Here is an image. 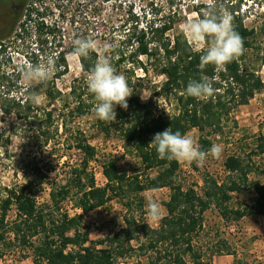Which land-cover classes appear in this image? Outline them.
<instances>
[{"label": "trees", "instance_id": "obj_1", "mask_svg": "<svg viewBox=\"0 0 264 264\" xmlns=\"http://www.w3.org/2000/svg\"><path fill=\"white\" fill-rule=\"evenodd\" d=\"M43 1L29 0L18 8L13 32L28 30L27 25L33 21V15L39 12L38 4ZM231 15L235 30L243 38L245 52L228 64L225 71H217L214 65L204 69L203 74L214 80L216 89L207 102L197 101L185 93L189 79H198L201 75L198 65L203 53L188 42L183 32H174V20L164 23L150 21L129 39L127 47L131 52L119 55L120 63L127 61L134 64V68L148 69L146 65L152 63L159 69L166 81L156 96H175L178 109L173 115L158 113L152 101L143 103L139 96L133 95L127 100V110L116 106L115 121L99 120L94 110L96 102L86 85L87 72L100 56L95 51L87 58L78 57L83 74L73 79L66 92L57 85V81L69 73L63 53L57 56L52 78L43 84L22 87L19 83L9 82L6 75L0 73V118L12 120L8 132L21 131L31 151L42 152L64 142L69 149L80 153V162L70 167L71 171L63 181H53L49 185V199L44 203H40L38 196L45 180L49 184L50 177L49 173L39 169L36 162L33 167L30 165L32 176L12 187L0 188V258L20 249L31 252L34 264H115L118 258H124L134 250L130 245L134 239H126V229L97 241H92L87 231L70 235L80 216H72L63 208L67 202L73 209L89 214L106 207L116 198L128 197L130 193L138 195L147 190L170 189L171 195L165 204L167 214L160 226L156 229L148 225L142 227V233L148 238V244L142 248L152 254L150 264H213L192 245L193 236L202 227L204 214L213 206L228 222L251 215L264 218V134L257 138L256 148L248 159L230 156L225 162L229 180L221 184L212 180L203 195L192 188L183 189L178 183L179 162L158 159L155 150L147 146L155 133L168 127L182 134L197 129L201 133L199 145L207 151L211 147L208 136L220 130L222 117L229 114L225 99L230 97L238 104H247L257 92L264 93V81L256 73L243 70L248 69L243 62L252 50L262 55L264 66V41L257 43V31L245 25L239 11L233 10ZM202 16L200 12L198 18ZM53 28L51 35L56 36L59 32ZM1 51L2 46L0 54ZM143 57L146 64L141 60ZM88 115L95 118L101 132L107 136L117 135L127 152L140 159L145 171L150 173L144 182L138 176L133 178L122 172L118 160L110 157L102 165L107 184L103 188L97 185L95 174L90 170L97 150L87 135L75 126L77 120ZM6 131L0 125L2 148L12 137L6 136ZM252 156L262 158V167L256 166ZM252 174L260 175L261 179L250 178ZM249 193L256 195L252 204L237 209L230 207L233 194ZM12 211L14 218L10 219ZM126 223L129 227L137 226L134 218L127 219Z\"/></svg>", "mask_w": 264, "mask_h": 264}, {"label": "rangeland", "instance_id": "obj_2", "mask_svg": "<svg viewBox=\"0 0 264 264\" xmlns=\"http://www.w3.org/2000/svg\"><path fill=\"white\" fill-rule=\"evenodd\" d=\"M29 0H0V73L6 75L9 82L19 83L22 87L28 85L23 79L22 68L40 63L51 56L57 62L59 53L65 54L69 73L57 81L63 91H68L73 79L82 76L79 59L73 55V41L77 38H92L101 46L115 45L107 55L118 73L126 76L129 86L133 88V95L140 97L143 103L152 101L156 112L167 115L177 113V101L174 95L158 98V93L166 81L152 63L148 69L134 68V64L127 61L120 63L121 53L129 54V39L134 33L147 26L150 21L164 23L174 20L175 33L184 32L185 24L198 19V14L206 8L205 0H44L38 4L39 12L33 15V21L28 24L25 32H13L17 10ZM230 13L239 11L249 29L258 33L257 43L264 41V0H218ZM67 3V4H66ZM41 13V14H40ZM43 23V25H42ZM56 28L59 33L51 35ZM50 28V29H49ZM13 29V30H12ZM18 33V34H16ZM173 36V33L170 34ZM186 36V35H185ZM187 38V37H186ZM196 50L202 45L191 44ZM100 53V52H99ZM101 55V53H100ZM144 64L146 60L141 59ZM243 65L256 73L264 81V66L262 55L258 51H250ZM36 83L32 82L31 84ZM30 85V84H29ZM223 92V91H222ZM144 97L143 99L141 97ZM41 101V99H39ZM227 111L222 117L221 128L208 136L213 144L223 146L219 159L208 157L203 166L180 163L178 183L183 189L192 188L199 195L211 185L214 180L221 184L229 180V173L225 169V162L230 156H240L248 159L256 148L257 138L264 134V93L257 92L250 97L247 104H238L236 100L225 99ZM10 119H1L0 125L6 128V136H12L6 147H0V188L12 187L32 176L30 165L36 162L43 173H49L50 182L45 180L40 203L49 199V185L54 181L61 183L71 171L70 167L80 162V153L71 150L61 142L48 147L44 151L33 150L27 146V140L22 132H8ZM58 125L60 122L58 121ZM79 127L97 150V156L90 164V170L95 174L97 185L105 187L107 180L102 172L103 163L110 157L116 158L122 172L130 177H139L144 182L146 175L140 159L127 152L124 143L117 135L107 136L101 132L92 115L77 120ZM14 131V130H13ZM61 133V131H60ZM13 134V135H12ZM199 144L201 133L193 129L188 133ZM65 136L62 135V140ZM258 168L262 167L260 157H251ZM130 173V174H129ZM153 175V174H152ZM252 179H261L258 174L250 175ZM171 190L168 188L147 190L130 193L126 198H116L106 207L89 214H83L72 208L70 202L64 203L63 208L70 215H79V222L70 232L87 231L92 241L105 239L126 229L125 237L134 250H130L124 258H118L115 264H150L152 254L143 245L148 244V238L142 233L143 225L152 229L160 226L166 216L165 204L169 201ZM153 197L162 206V218L149 222L146 217L145 205L147 198ZM256 195L233 194L231 208H242L254 202ZM131 203V206L128 204ZM14 212H10V219ZM134 218L137 226H127V219ZM148 223V224H147ZM129 244H127L128 247ZM192 245L207 261L213 264H264V218L251 215L236 222H228L221 216L216 207H211L203 217L202 227L193 236ZM189 260V256H187ZM0 264H34L31 252L16 249L4 258Z\"/></svg>", "mask_w": 264, "mask_h": 264}, {"label": "clouds", "instance_id": "obj_3", "mask_svg": "<svg viewBox=\"0 0 264 264\" xmlns=\"http://www.w3.org/2000/svg\"><path fill=\"white\" fill-rule=\"evenodd\" d=\"M205 2L203 16L188 21L184 26L190 44L205 46L198 49L203 53L198 65L201 75L198 79H189L185 88L188 97L203 102L210 100L216 92L214 80L203 74L204 69L208 65H214L217 71H225L228 64L238 60L245 52L243 38L235 30L231 13L218 0ZM114 47L115 45L110 44L101 46L92 38H77L73 41V55L77 57L87 58L94 51L101 53L94 66L87 72L86 85L96 102V117L105 122L116 120V106L127 110V100L134 91L126 76L117 72L111 57L107 55ZM21 71L27 83L43 84L55 73L56 61L49 56L40 63L22 68ZM147 146L155 150L158 159L189 165L196 163L197 166H203L209 156L219 159L223 152V146L220 144H213L204 151L191 135L182 134L179 130L174 132L171 127L155 133ZM145 211L149 222L158 221L163 215L160 202L153 197L147 198Z\"/></svg>", "mask_w": 264, "mask_h": 264}]
</instances>
